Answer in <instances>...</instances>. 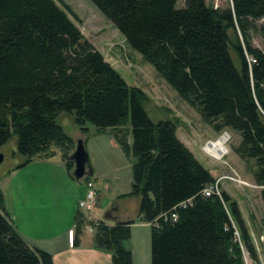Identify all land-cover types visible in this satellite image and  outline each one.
<instances>
[{
    "label": "trees",
    "instance_id": "trees-1",
    "mask_svg": "<svg viewBox=\"0 0 264 264\" xmlns=\"http://www.w3.org/2000/svg\"><path fill=\"white\" fill-rule=\"evenodd\" d=\"M89 1L214 132L238 134L233 153L261 188L264 206V53L250 42L255 23L264 19V0H230L231 9L205 0H184L181 8L178 0ZM229 30L240 33L243 47ZM147 101L56 0H0V149L14 138L16 161L6 174L61 152L72 177L74 142L58 122L61 115L72 117L83 136L89 126L99 134L110 130L134 159L124 197L139 199L137 220L150 225L151 264H245L242 246L250 264H260L237 202L224 191L202 195L215 179L170 121L149 119ZM74 220V247L90 225L94 246L110 253L112 264H133L124 243L134 221L86 223L78 210ZM0 264H54L20 237L1 189Z\"/></svg>",
    "mask_w": 264,
    "mask_h": 264
},
{
    "label": "rangeland",
    "instance_id": "rangeland-1",
    "mask_svg": "<svg viewBox=\"0 0 264 264\" xmlns=\"http://www.w3.org/2000/svg\"><path fill=\"white\" fill-rule=\"evenodd\" d=\"M183 2L184 0H178L177 7L181 8ZM205 2L214 9H231L232 7L230 0H205ZM56 3L67 13L84 39L101 53L104 60L120 74L125 83L144 92L148 98L145 109L149 119L154 123L170 121L176 127L178 140L210 172L215 182L220 179L218 182L219 191L226 192L237 202L256 249L258 260L260 264H264V206L260 198L261 188L255 185L245 165L233 153L232 148L239 142L238 134L231 131L214 132L208 124L202 121L194 109L177 96L139 53L127 46L124 37L89 0H56ZM66 7L74 16L68 13ZM263 28L264 19L256 22L255 29L250 33L251 45L262 53H264ZM228 33L233 43L235 34L238 42L242 47L244 46L243 38L237 30L235 32L229 30ZM231 56L235 66L239 69L240 62L234 49H231ZM247 62H251L248 57ZM58 122L74 142V148L70 155L75 149L76 141L83 140L91 170L96 171L99 176L97 183L94 182V189L100 194V198L97 196L95 208L86 216L95 222L103 217L107 208L118 209L115 215L119 216L121 221H134V224L131 225L130 240L124 243L125 248L132 253V263L151 264L150 225L137 220L139 199L124 197L131 191L133 157L126 156L120 148L109 142L107 135H99L92 126L88 127V134L83 136L73 123L72 117L61 115ZM224 133L229 137L224 144L227 152L217 160L209 153H205L203 147L209 141H218ZM14 151V138L0 149V152L5 156L4 163L0 166V189L8 213L13 184L10 183L6 170L16 164V161L11 159V153ZM39 163L40 167L46 171V174L51 175L53 180L60 177L64 180L65 175H69L61 152H56L54 157L40 160ZM97 175L92 177L96 178ZM70 182L72 183L67 186L63 185L64 182H60L61 186L58 187L59 184H57L55 189L61 190L64 196H67L62 207L64 212H67L71 217L72 228L75 230L74 217L77 212V203L84 198L85 186L84 179L80 181L71 179ZM108 214L111 216L112 211H109ZM11 218L13 219L12 216ZM93 236V228L90 225L84 226L82 237L86 240H93ZM242 250L243 261L245 264H250V259L243 246ZM103 263L112 264L110 259L108 261L105 259Z\"/></svg>",
    "mask_w": 264,
    "mask_h": 264
},
{
    "label": "crops",
    "instance_id": "crops-1",
    "mask_svg": "<svg viewBox=\"0 0 264 264\" xmlns=\"http://www.w3.org/2000/svg\"><path fill=\"white\" fill-rule=\"evenodd\" d=\"M99 135H107L109 142L118 147L110 130ZM39 161L34 160L9 173V181L13 184L9 214L13 217L20 237L29 247L50 254L54 264H104L105 259L111 260L110 253L96 248L92 239L86 240L82 237L80 245L73 246V221L62 207L67 196L55 187L57 184L60 187V182L67 186L72 183L71 179L76 180L69 175H65L64 180L61 177L51 179V175L46 174L40 167ZM92 172L93 177L97 175L96 171ZM98 178L97 175L91 181L97 183ZM84 194L85 188L83 197ZM97 196L100 198V194L97 193ZM109 211L112 214L107 217ZM117 211L115 208H107L100 220H104L109 226L124 222L115 215Z\"/></svg>",
    "mask_w": 264,
    "mask_h": 264
},
{
    "label": "built area",
    "instance_id": "built-area-1",
    "mask_svg": "<svg viewBox=\"0 0 264 264\" xmlns=\"http://www.w3.org/2000/svg\"><path fill=\"white\" fill-rule=\"evenodd\" d=\"M223 135H227V134L224 133ZM222 136H220V138ZM227 137H228V135H227ZM210 144H213V142L209 141L204 145L203 150L205 153H206V147ZM214 159H216V158H214ZM219 181H220V179H218L213 184L206 186L204 188V190L202 191V195L204 197H210L212 195H216V196L220 197L221 192L219 191V188H218V182ZM84 186H85L84 198H83V200L78 202L77 210L83 215V218H84L85 222L87 223V222H90L91 220L88 216H86V214L91 213L93 211V209L95 208V204H96V200H97V192L94 189V183L92 181L84 182Z\"/></svg>",
    "mask_w": 264,
    "mask_h": 264
},
{
    "label": "water",
    "instance_id": "water-1",
    "mask_svg": "<svg viewBox=\"0 0 264 264\" xmlns=\"http://www.w3.org/2000/svg\"><path fill=\"white\" fill-rule=\"evenodd\" d=\"M70 160L73 162L72 178L76 181H80L87 176L93 175L91 167L89 165L88 155L85 149V142L78 139L75 144V149L70 155ZM5 156L0 152V166L4 163ZM109 214H107V217Z\"/></svg>",
    "mask_w": 264,
    "mask_h": 264
},
{
    "label": "bare ground",
    "instance_id": "bare-ground-1",
    "mask_svg": "<svg viewBox=\"0 0 264 264\" xmlns=\"http://www.w3.org/2000/svg\"><path fill=\"white\" fill-rule=\"evenodd\" d=\"M227 138V135H225L218 141L213 142V144L208 145L206 147V152L217 159L221 158L227 152L226 148L224 147Z\"/></svg>",
    "mask_w": 264,
    "mask_h": 264
}]
</instances>
